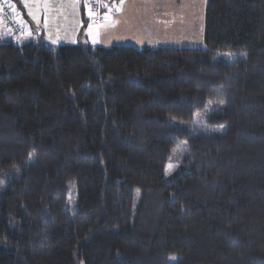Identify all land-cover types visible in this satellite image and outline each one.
I'll list each match as a JSON object with an SVG mask.
<instances>
[{
	"label": "trees",
	"instance_id": "obj_1",
	"mask_svg": "<svg viewBox=\"0 0 264 264\" xmlns=\"http://www.w3.org/2000/svg\"><path fill=\"white\" fill-rule=\"evenodd\" d=\"M171 258L264 264V0H205L198 47L0 39V264Z\"/></svg>",
	"mask_w": 264,
	"mask_h": 264
},
{
	"label": "rangeland",
	"instance_id": "obj_2",
	"mask_svg": "<svg viewBox=\"0 0 264 264\" xmlns=\"http://www.w3.org/2000/svg\"><path fill=\"white\" fill-rule=\"evenodd\" d=\"M88 1V5L90 4V0ZM176 0H157L158 6L161 9V14L166 11V6L170 9L174 7L180 8L184 14L179 19L180 21H176L175 17H172V20H161L157 17L152 18L153 26L148 29L145 33L136 31H127L126 28H120V26L108 29L105 27L107 24V17L109 16L108 12L105 15L97 16L101 18L99 25H94L92 20L95 17V14L92 11L86 13V18L89 19L88 25L85 29L84 37L86 40H79L83 44H87L91 47H104L108 48L113 45H130L134 46L135 48L141 49L143 47H151L154 48L156 46H202L203 43V18H204V8H205V0H183L180 1L179 4L174 3ZM87 8L89 9V6ZM109 7V6H108ZM118 9V8H117ZM177 11V9H174ZM168 14V13H167ZM173 15V13H170ZM178 14V13H175ZM181 14V13H180ZM124 15H127L124 13ZM1 16V15H0ZM81 20V14H80ZM3 21V20H2ZM165 22H167L165 24ZM4 23V21H3ZM79 23V22H78ZM123 24V23H122ZM84 25V23H83ZM6 26V25H5ZM7 28V27H6ZM27 31H30L27 28ZM72 29V27H71ZM145 28H143L144 31ZM7 30L15 36L8 28ZM32 30V29H31ZM73 34L68 33L71 37H67L65 35V39L62 40V36L59 35L57 32H52L49 35L40 36V40L44 42L45 39L48 42H52L53 45L59 46L62 44H75L76 43V32L74 28L72 29ZM71 31V32H72ZM36 32V31H34ZM38 35L37 33H35ZM35 41H38L39 38H34ZM46 42V41H45ZM44 42V43H45ZM56 43V44H55ZM59 44V45H58ZM237 55L234 53L224 54L221 55L220 58L223 61H233ZM224 106L218 102H208L203 110L196 113L193 117V120L188 123H177L175 122L174 125L177 128H187L193 132L197 133H222L224 130L223 126L213 127L209 126L205 119L213 113L223 112ZM179 152L178 150H174L171 154V158L167 162L164 170V177L169 178L179 166ZM67 207L72 209V200L70 198L67 199ZM175 258L169 259V264H174Z\"/></svg>",
	"mask_w": 264,
	"mask_h": 264
},
{
	"label": "crops",
	"instance_id": "obj_3",
	"mask_svg": "<svg viewBox=\"0 0 264 264\" xmlns=\"http://www.w3.org/2000/svg\"><path fill=\"white\" fill-rule=\"evenodd\" d=\"M181 1L184 5L183 0ZM12 2L18 13V20L22 27V33L13 36L7 30L0 16V39H11L17 44H23L35 41L34 38H39V41L40 36L43 37L49 35L51 31H54L63 37L61 40L63 41L65 35L71 37L68 33L70 32V34H73L72 29L74 28L76 32L75 44H83L79 40L85 42L86 39L84 37L79 38V35L77 34L79 33L81 36H84V27L86 28L89 22V19L85 16L89 10L87 8V0H12ZM174 3L179 4L180 1L176 0ZM165 6L166 11H164L162 15L157 0H113L106 6L105 12L103 13V15H105V13L109 11V16L105 23L107 25L105 27L111 29L120 26V28H126L125 30L127 31H136V33L139 34V32L145 33L153 26V17L159 18L160 21L162 19L166 21L172 20V17H175V23L177 20L180 21L179 19L184 14L183 12H180L181 9L177 6L170 9L171 12H169L168 6ZM174 9H177V11H174ZM124 13L127 15H124ZM170 13H173V15ZM80 14L81 20L79 17ZM166 23L167 22H165V24ZM31 24L39 30L38 35L31 30ZM26 26L30 31H27ZM143 28H145L144 31ZM45 41L46 44L55 46L52 42H48L46 39Z\"/></svg>",
	"mask_w": 264,
	"mask_h": 264
},
{
	"label": "built area",
	"instance_id": "obj_4",
	"mask_svg": "<svg viewBox=\"0 0 264 264\" xmlns=\"http://www.w3.org/2000/svg\"><path fill=\"white\" fill-rule=\"evenodd\" d=\"M113 0H90L89 11L95 14V17L102 15L105 12L106 6ZM0 15L6 27L15 35L22 33V27L18 20L12 0H0ZM101 18H93L94 25H99Z\"/></svg>",
	"mask_w": 264,
	"mask_h": 264
},
{
	"label": "water",
	"instance_id": "obj_5",
	"mask_svg": "<svg viewBox=\"0 0 264 264\" xmlns=\"http://www.w3.org/2000/svg\"><path fill=\"white\" fill-rule=\"evenodd\" d=\"M31 29L33 31H36L37 34H39V30L33 24H31Z\"/></svg>",
	"mask_w": 264,
	"mask_h": 264
}]
</instances>
